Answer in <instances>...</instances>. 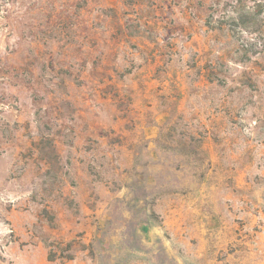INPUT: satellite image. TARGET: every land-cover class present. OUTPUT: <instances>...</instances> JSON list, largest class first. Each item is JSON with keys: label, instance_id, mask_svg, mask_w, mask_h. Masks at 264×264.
I'll list each match as a JSON object with an SVG mask.
<instances>
[{"label": "rangeland", "instance_id": "374dc122", "mask_svg": "<svg viewBox=\"0 0 264 264\" xmlns=\"http://www.w3.org/2000/svg\"><path fill=\"white\" fill-rule=\"evenodd\" d=\"M0 264H264V0H0Z\"/></svg>", "mask_w": 264, "mask_h": 264}]
</instances>
